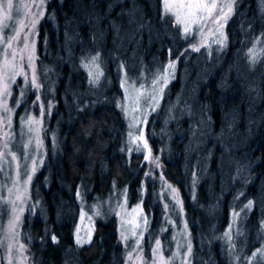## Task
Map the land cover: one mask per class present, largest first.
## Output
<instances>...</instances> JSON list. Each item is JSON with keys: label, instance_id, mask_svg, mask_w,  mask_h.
<instances>
[{"label": "rangeland", "instance_id": "rangeland-1", "mask_svg": "<svg viewBox=\"0 0 264 264\" xmlns=\"http://www.w3.org/2000/svg\"><path fill=\"white\" fill-rule=\"evenodd\" d=\"M96 1L76 0L77 27L88 19L89 41L78 35L80 31L65 39L54 32L42 62L37 61V39L47 0H12L8 18L0 17V264H41L44 256L52 257L58 250L60 264H98L103 251L107 256V246L99 254L83 247L95 221L112 218L122 249L120 264H222L225 255L227 264H264V215L259 219L262 233H256L244 220L253 204L242 199L249 195L253 202L264 201V173L256 177L260 187L248 184L236 190L251 166L242 154L254 151H243L244 146L261 131L262 115L255 114L263 97L264 70L257 63L264 60V37L249 43L245 61L226 50L224 26L237 0H160L177 31L162 21L157 28L154 21L127 13L123 32L106 47V30L97 31V24L104 23L107 12L99 14ZM196 3L204 8L187 7ZM245 5L244 10L250 9V2ZM18 31L19 38L13 40ZM167 45L170 48L158 61L156 55ZM114 54L118 59L111 68ZM108 68L116 74L118 96L104 81ZM207 78L212 80L211 92L227 84L243 87L242 95L231 92L222 101L219 122L213 114L209 123L206 103L198 96ZM83 82L86 88H81ZM173 82L175 93L160 108ZM112 99L124 119L125 128L118 129L124 156L139 155L144 164L132 193L137 157L133 167L124 159L120 177L106 184L103 164L112 155L107 142L99 151L95 143L106 131L111 133L110 125L103 124L94 134L88 129L92 126H83L93 124L96 105L111 116ZM162 156L175 162L170 173L178 182L166 176ZM71 179L77 182L73 193ZM230 188L236 201L226 206L222 220ZM184 196L192 208L197 246ZM50 210L56 219L54 246L34 239L40 219L44 232L49 230ZM25 218L29 220L23 231ZM68 222L73 243L68 242ZM157 241L159 251L154 252Z\"/></svg>", "mask_w": 264, "mask_h": 264}, {"label": "trees", "instance_id": "trees-1", "mask_svg": "<svg viewBox=\"0 0 264 264\" xmlns=\"http://www.w3.org/2000/svg\"><path fill=\"white\" fill-rule=\"evenodd\" d=\"M83 3H87L88 0H82ZM90 1H96V0H90ZM97 0L96 2H93L94 7L99 12V14L103 11L107 12V17L104 21L99 20L97 24V31H105V38H106V47H108L110 44L114 45V40L116 38L117 34H121L124 30V20L127 15V13H135V16H137L139 19L142 18L143 21H154L157 28H161L159 23L164 22L171 30L178 29V26H175L173 24V18L170 13L162 12L161 3L160 0ZM247 2H250V9L244 10L245 4ZM259 0H237L235 3V8L233 11V15L230 19L227 20L225 23V37H226V50L229 51V53H237L242 59L245 61L248 60L247 57V47L251 41H253L256 36L261 35V37H264V0L261 1L263 9L261 10L258 5ZM154 6L155 13H153L152 8ZM77 4L76 0H47L44 16L39 22V36L37 39V61L42 62L46 55V50L48 48V43L50 40V37L55 32L57 37L60 39H65L69 36L74 35L75 33L78 34L77 31H80L79 36H81L82 39L89 41V37L91 34V26L88 23V19H85L84 25H80L77 27ZM79 20V19H78ZM110 22V24H109ZM80 23V20H79ZM259 25V26H257ZM91 28V29H90ZM156 28V29H157ZM79 29V30H78ZM99 46V45H98ZM170 48V45H167L166 48H164L162 51H160L156 56V58L159 61V58L164 57V53L166 50ZM102 49V48H101ZM97 50H100V47H97ZM225 50V51H226ZM102 53V52H101ZM170 55H174L170 52ZM114 54L113 62L111 65V68L113 66V63L116 59H118V56ZM264 59V58H263ZM261 67L264 70V60H262ZM208 80L198 88V96L200 100H202L206 106V112L208 114V121L211 123V119L213 114L217 116V121L219 122L221 120V110L223 103L222 101L224 99H227L228 95L231 92H234L235 95L237 93H240L242 95V86L238 85H231L227 84L224 86H217L214 87L211 92L212 87V80L211 78H207ZM83 81V79H82ZM108 85H111L110 92H112V87L114 88V92L116 93V96L120 94V91L118 89V83H117V77L115 72L112 69H107V74L105 80ZM179 81V78L177 82ZM112 83V84H111ZM176 82H173L169 85L167 88V91L165 92L164 98L161 101L160 108L164 104L165 100H168L169 97H172L175 93L176 88ZM231 86L232 88H227L226 86ZM81 88H86L84 85V82L81 85ZM109 92V93H110ZM261 94L263 95L261 104L257 108V112L255 115H262V119L259 123V127L261 128L260 134L256 138V140H252L249 144H247L245 149L243 151H246V149H254L251 153L244 152L242 155L244 156V159L246 160L245 163L251 164V166L245 168V171L242 174V177L240 178V185L238 186V191H240V188L246 189L247 185H251L252 187H260L258 185L256 177L264 173V85L261 87ZM260 96V95H258ZM115 97V96H114ZM57 100L59 98L57 97ZM160 108L157 111H160ZM109 110L111 111V116L104 113V107L101 105H96L94 107V122L93 124H84V127L92 126L91 129L92 134L98 133L99 129L105 124V126H109L111 128V133L108 131L105 132L104 138L101 140L99 139L95 143V148L97 151H99V148L101 147L102 142H107V152H110L112 157H108V161L106 163H100L103 164L106 167V170H108V176L105 179V183L109 184L111 183V180L114 178L120 177L122 167L124 166V163L122 162L126 157L124 156V151L121 147V139L119 135V127L122 126L125 128L124 119L122 116V113L120 109L116 106L115 100L112 99L110 101ZM156 111V112H157ZM154 115V114H153ZM211 121V122H210ZM240 127H243V125H239ZM121 127V129H122ZM47 128V127H46ZM152 136V134H151ZM150 136V141L154 145V142L156 143L155 138H152ZM260 138V141H259ZM155 146V145H154ZM243 147V148H244ZM109 153V154H110ZM138 159L137 165H139V171L136 176L135 184L130 185L131 193L135 191V186L138 184L140 179L141 171L144 169V164L141 162L140 156L133 154L131 157L129 156L128 159H126V163L129 161V167H133L136 164H133L132 160L134 158ZM162 160H164V157L162 156ZM175 162L164 160L163 162V169L165 170L166 176L171 180L178 182L175 178L176 175H172L170 173V169L172 167V164ZM99 164V165H100ZM127 165V164H126ZM85 167V166H84ZM45 169V166L42 167V169L37 173L35 179H34V185H36V182H39V179L41 175L43 174ZM71 184L69 186L71 192L73 193L75 180L71 179ZM77 183V182H76ZM180 185L179 183H177ZM218 184V182H217ZM122 185V183H121ZM120 185V186H121ZM51 187H54V182H52ZM236 188V187H235ZM247 198L251 201L252 209L246 214L244 217L245 221H249L254 225V230L256 233H262V229L260 228L259 219L264 215V201L258 200V202H253L249 195H244L242 199ZM185 199V212L186 215H188V221L190 224V228L192 229L193 233V243L195 246H197V236L195 234L196 232V226L194 224V221L191 219V205L189 202H187V198L184 196ZM236 201L235 196V190L233 188L229 189V192L225 196L224 202H223V209H222V217L226 218V206L229 204L234 203ZM232 202V203H231ZM193 207V203H192ZM40 219V218H39ZM27 218H25L24 224H23V231L24 226L28 223ZM44 222V220H39L38 224V230L36 232V236L34 239L35 241H47V244L50 246H54L52 241L54 239L53 236L58 240V237L55 233L56 228V219L54 218L53 211L50 210V214L48 216L47 222L50 224L49 230L44 232L45 225H41ZM72 222V221H71ZM68 222L65 225L68 242L73 243L71 238V226L72 223ZM34 241V240H33ZM258 242V241H257ZM107 246V256H102L98 264H120L121 258H122V249L120 244L117 241V233L115 229V221L114 219H110L107 221H101L100 219H97L94 224L93 228V234L83 249L86 251H92L99 254L101 250H103L104 247ZM106 252V251H105ZM110 253V254H108ZM51 256V255H50ZM114 256V259L110 262L109 257ZM49 257V256H48ZM48 257L44 256L41 260V264H51ZM52 258L53 264H60L61 262V256L59 253V250L52 256L49 257ZM227 256H224V262L222 264H227Z\"/></svg>", "mask_w": 264, "mask_h": 264}, {"label": "snow or ice", "instance_id": "snow-or-ice-1", "mask_svg": "<svg viewBox=\"0 0 264 264\" xmlns=\"http://www.w3.org/2000/svg\"><path fill=\"white\" fill-rule=\"evenodd\" d=\"M185 5L181 4L180 7H184ZM12 7V0H7L6 4H4L3 2H0V17H3L4 19H7V9H10ZM187 7L189 9H201L204 8V5L201 3H196V4H188ZM212 8H215V5H212ZM193 15L195 14L194 12L192 13ZM227 14H225V18H226ZM195 22V21H194ZM24 25H21V28L19 29V31H23ZM19 31L17 32V35L15 37H13L12 39H18L19 38ZM188 31V28H185V32ZM3 39V38H0ZM9 47L11 46V44L9 43L8 45ZM32 56H29V59H32ZM4 67L7 68L8 67V63L5 62ZM174 67V65L170 64L169 68ZM19 74V73H17ZM33 85L38 87V85L35 84V81H33ZM4 91L5 93L7 92V85H4ZM29 123H32V121L30 120ZM145 147H147V145L145 144ZM145 159H147V157H145ZM175 191V190H173ZM250 206V205H249ZM18 219V217H17ZM15 225L13 224V227ZM135 234V233H133ZM227 235V234H226ZM159 241L156 242L157 247L153 250L154 252H158L159 251Z\"/></svg>", "mask_w": 264, "mask_h": 264}, {"label": "flooded vegetation", "instance_id": "flooded-vegetation-1", "mask_svg": "<svg viewBox=\"0 0 264 264\" xmlns=\"http://www.w3.org/2000/svg\"><path fill=\"white\" fill-rule=\"evenodd\" d=\"M45 131H46V129H45ZM46 133H47V131H46ZM48 144V143H47Z\"/></svg>", "mask_w": 264, "mask_h": 264}, {"label": "bare ground", "instance_id": "bare-ground-1", "mask_svg": "<svg viewBox=\"0 0 264 264\" xmlns=\"http://www.w3.org/2000/svg\"><path fill=\"white\" fill-rule=\"evenodd\" d=\"M61 255V254H60ZM85 257V256H84Z\"/></svg>", "mask_w": 264, "mask_h": 264}]
</instances>
